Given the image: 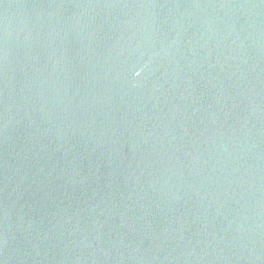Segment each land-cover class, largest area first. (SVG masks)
Masks as SVG:
<instances>
[{
  "label": "water",
  "instance_id": "obj_1",
  "mask_svg": "<svg viewBox=\"0 0 264 264\" xmlns=\"http://www.w3.org/2000/svg\"><path fill=\"white\" fill-rule=\"evenodd\" d=\"M0 264H264V0H0Z\"/></svg>",
  "mask_w": 264,
  "mask_h": 264
}]
</instances>
